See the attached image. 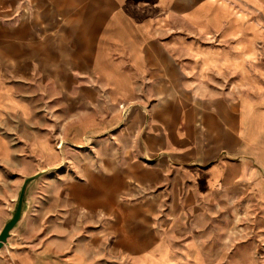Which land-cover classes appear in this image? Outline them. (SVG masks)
I'll use <instances>...</instances> for the list:
<instances>
[{"label":"crops","instance_id":"crops-1","mask_svg":"<svg viewBox=\"0 0 264 264\" xmlns=\"http://www.w3.org/2000/svg\"><path fill=\"white\" fill-rule=\"evenodd\" d=\"M238 1L251 11L264 4L0 0L1 38H28L30 22L38 23L37 36L55 37L59 24L68 23L64 35L82 39L94 76L111 96L138 87L134 100L147 105L136 113L134 151L155 159L152 167L171 166L191 184L183 193L182 214H200L204 229L246 231L227 253L222 233L212 241L177 236L178 208L162 201L174 191L157 190L104 206L96 232L88 215L93 207H84L90 225L79 237L70 214L62 217L29 199L42 191L46 169L60 165L62 155L84 137H93V121L80 123L76 114L61 110L51 111L55 120H47L45 109L33 108L24 78L0 72V230L24 180L31 178L21 219L0 247V264H264V45H255L264 39V25L257 23H264V13L240 11ZM29 7L36 10L26 12ZM46 22L55 26L47 31ZM61 140L65 145L58 148ZM191 199L200 204L191 206ZM209 215H228L229 221L210 226L203 219ZM133 228L141 231L137 238Z\"/></svg>","mask_w":264,"mask_h":264},{"label":"rangeland","instance_id":"rangeland-1","mask_svg":"<svg viewBox=\"0 0 264 264\" xmlns=\"http://www.w3.org/2000/svg\"><path fill=\"white\" fill-rule=\"evenodd\" d=\"M260 1L264 3V0ZM236 8L240 11L248 9L239 1L236 2ZM28 10L31 13L36 8H26V12ZM247 11L264 13V4L254 5L252 11ZM257 23L264 25L259 21ZM30 24L28 38L0 37V72H7L17 81L24 78L23 83L29 87L33 108L45 109L47 120H55L51 111L61 110L76 114L80 123L92 120L94 124L93 137H84L81 143L62 155L60 165L46 169L45 173L50 174L41 187L42 191L29 199L30 205L53 207L62 217L70 214L80 237L85 233V226L90 225L89 222L86 224L82 214L84 207H93L88 215L94 217L93 229L96 232L101 227L104 206H112L117 201H134L157 190H173L174 197L163 198L162 201H172L178 208L174 216L175 225L179 227L174 231L177 236L203 235L207 241H212L217 234L222 233L227 242L225 253L229 252L230 245L244 240V230L219 232L212 228L204 229L199 227L200 214H182L181 207L187 204L183 193L191 188V184L181 180L171 166L159 164L152 167L150 165L155 159L136 155L134 147L139 127L137 123L140 121L136 113L147 105L134 100L139 94L138 87L129 86L127 95L111 96L108 87L94 76L90 55L86 54L82 39L64 35L69 32H63V26L68 23L59 24L58 30L61 32H57L59 36L55 37L37 36L38 23ZM49 24L54 25L46 22L47 31L51 28ZM255 45H264V39L255 41ZM77 64L79 68L75 67ZM103 123L106 124L104 128L101 127ZM62 142L56 144L58 148L65 145ZM198 204L200 202L191 199V206ZM227 216L214 218L209 215L201 218L209 222L210 226L213 222L224 226L229 221ZM182 221L186 227L189 225L194 228L181 229ZM126 229L129 230L128 227ZM131 230L134 238L141 232L137 228Z\"/></svg>","mask_w":264,"mask_h":264},{"label":"water","instance_id":"water-1","mask_svg":"<svg viewBox=\"0 0 264 264\" xmlns=\"http://www.w3.org/2000/svg\"><path fill=\"white\" fill-rule=\"evenodd\" d=\"M30 179L31 178H27L24 180L22 187L20 189L18 199L16 201L15 208L12 212V215L10 219L3 225V227L0 230V247L6 242L7 238L10 235L11 230L14 228L17 222L21 219L22 212H23V206H24V191Z\"/></svg>","mask_w":264,"mask_h":264}]
</instances>
